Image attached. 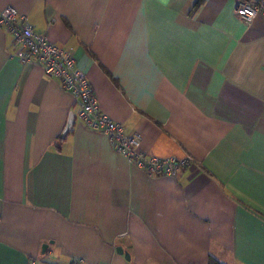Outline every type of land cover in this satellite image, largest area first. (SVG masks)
<instances>
[{
    "label": "crops",
    "instance_id": "obj_1",
    "mask_svg": "<svg viewBox=\"0 0 264 264\" xmlns=\"http://www.w3.org/2000/svg\"><path fill=\"white\" fill-rule=\"evenodd\" d=\"M197 1L0 0L143 151L194 158L176 178L129 164L0 26V264H264V18Z\"/></svg>",
    "mask_w": 264,
    "mask_h": 264
},
{
    "label": "built area",
    "instance_id": "obj_2",
    "mask_svg": "<svg viewBox=\"0 0 264 264\" xmlns=\"http://www.w3.org/2000/svg\"><path fill=\"white\" fill-rule=\"evenodd\" d=\"M235 13L250 24L256 17L264 18V0H241ZM0 26H6L16 36L22 49L19 56L24 62H37L50 77L60 80L62 87L73 94L79 103L78 119L87 128L106 134L112 147L127 162L152 174L176 178L182 168L194 162L191 155L183 159L159 157L142 150L143 135L126 133L123 124L103 112L95 89L85 70L79 65L74 53L52 42L47 32L37 31L27 15L15 6L0 10Z\"/></svg>",
    "mask_w": 264,
    "mask_h": 264
},
{
    "label": "water",
    "instance_id": "obj_3",
    "mask_svg": "<svg viewBox=\"0 0 264 264\" xmlns=\"http://www.w3.org/2000/svg\"><path fill=\"white\" fill-rule=\"evenodd\" d=\"M74 122H75V113L71 112L68 118L67 125L62 133V137H65L66 134L72 129ZM119 250H120V247L117 248V251Z\"/></svg>",
    "mask_w": 264,
    "mask_h": 264
},
{
    "label": "trees",
    "instance_id": "obj_4",
    "mask_svg": "<svg viewBox=\"0 0 264 264\" xmlns=\"http://www.w3.org/2000/svg\"><path fill=\"white\" fill-rule=\"evenodd\" d=\"M202 2L203 0H198L194 6V9H197L202 4ZM210 264H222V263H220L218 260L213 259L211 260Z\"/></svg>",
    "mask_w": 264,
    "mask_h": 264
}]
</instances>
